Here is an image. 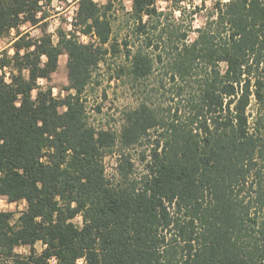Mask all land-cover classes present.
I'll list each match as a JSON object with an SVG mask.
<instances>
[{"label":"trees","instance_id":"trees-1","mask_svg":"<svg viewBox=\"0 0 264 264\" xmlns=\"http://www.w3.org/2000/svg\"><path fill=\"white\" fill-rule=\"evenodd\" d=\"M60 1L56 41L53 0H0V198L27 204L0 210V264H264V0H132L119 34L114 0ZM101 64L137 90L119 129L87 114Z\"/></svg>","mask_w":264,"mask_h":264},{"label":"rangeland","instance_id":"rangeland-1","mask_svg":"<svg viewBox=\"0 0 264 264\" xmlns=\"http://www.w3.org/2000/svg\"><path fill=\"white\" fill-rule=\"evenodd\" d=\"M100 3H106L107 0H96ZM169 1L175 0H159V4L162 8L168 5ZM193 2V3H192ZM206 2L207 6L213 3V0H182V4L187 8H193L194 5H202ZM125 10H122V7ZM77 5L75 3H65L60 0H53V4L47 7L50 14L48 18V29L54 35V39L57 41V31L60 27L70 29L72 27V21L74 20ZM132 9V0H114V31L115 34L123 32L126 27L125 11ZM179 14V13H177ZM199 17V16H198ZM201 19L198 18L195 21V26L201 25ZM30 32L33 36L37 37L41 34L40 27H30ZM195 36V32L192 33ZM83 39L87 41L89 38L83 36ZM11 38L4 37L0 39V52L3 49L8 48L13 53L14 50L11 48ZM68 55L63 54L60 57V66L57 72L53 74L50 81L41 79L42 85H52L54 94L58 97H64L68 92L70 81L68 78L67 69ZM123 58L109 57L110 63H119ZM106 64H101L94 75L93 83L88 86L85 91L84 98L87 106V114L91 123L97 126L108 125L114 129H119L122 123L123 111L138 104V94L136 88L126 78L114 77L113 72L107 68ZM1 73V72H0ZM117 152L109 154L105 158L106 168L108 175H112L116 171L118 156ZM26 202H9L6 196L0 198V210L14 211L16 215L26 208ZM78 225L82 224V217L79 216L75 219ZM36 249L40 252L43 249V244L38 242ZM30 249L27 246L17 248V252L22 254L29 253ZM78 264H83V260H79Z\"/></svg>","mask_w":264,"mask_h":264}]
</instances>
